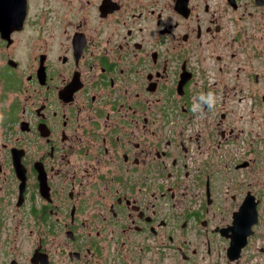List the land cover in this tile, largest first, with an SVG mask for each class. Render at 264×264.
Segmentation results:
<instances>
[{
	"label": "flooded vegetation",
	"instance_id": "af4514ba",
	"mask_svg": "<svg viewBox=\"0 0 264 264\" xmlns=\"http://www.w3.org/2000/svg\"><path fill=\"white\" fill-rule=\"evenodd\" d=\"M0 264H264V0L12 7Z\"/></svg>",
	"mask_w": 264,
	"mask_h": 264
},
{
	"label": "water",
	"instance_id": "95a60500",
	"mask_svg": "<svg viewBox=\"0 0 264 264\" xmlns=\"http://www.w3.org/2000/svg\"><path fill=\"white\" fill-rule=\"evenodd\" d=\"M25 0H0V26L7 24L9 10L14 7L20 9Z\"/></svg>",
	"mask_w": 264,
	"mask_h": 264
},
{
	"label": "clouds",
	"instance_id": "9594fccd",
	"mask_svg": "<svg viewBox=\"0 0 264 264\" xmlns=\"http://www.w3.org/2000/svg\"><path fill=\"white\" fill-rule=\"evenodd\" d=\"M200 101L208 106V108H212L215 104L214 94L209 92L207 94L201 93L199 97Z\"/></svg>",
	"mask_w": 264,
	"mask_h": 264
},
{
	"label": "rangeland",
	"instance_id": "374dc122",
	"mask_svg": "<svg viewBox=\"0 0 264 264\" xmlns=\"http://www.w3.org/2000/svg\"><path fill=\"white\" fill-rule=\"evenodd\" d=\"M211 62V61H210ZM228 75L230 74V73H227ZM247 120H246V118H244V122H246Z\"/></svg>",
	"mask_w": 264,
	"mask_h": 264
}]
</instances>
